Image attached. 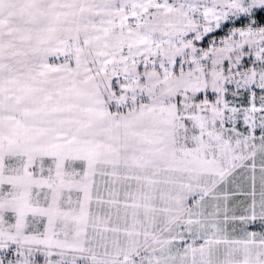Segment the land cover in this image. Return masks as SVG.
<instances>
[{"label":"snow or ice","instance_id":"1","mask_svg":"<svg viewBox=\"0 0 264 264\" xmlns=\"http://www.w3.org/2000/svg\"><path fill=\"white\" fill-rule=\"evenodd\" d=\"M0 264H264V0H0Z\"/></svg>","mask_w":264,"mask_h":264}]
</instances>
